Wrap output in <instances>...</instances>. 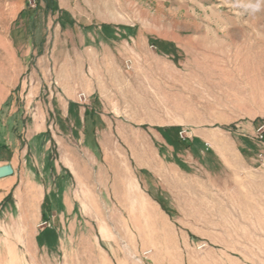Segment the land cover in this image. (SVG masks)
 <instances>
[{"label": "rangeland", "instance_id": "rangeland-1", "mask_svg": "<svg viewBox=\"0 0 264 264\" xmlns=\"http://www.w3.org/2000/svg\"><path fill=\"white\" fill-rule=\"evenodd\" d=\"M231 3L0 0V264H264V12Z\"/></svg>", "mask_w": 264, "mask_h": 264}, {"label": "clouds", "instance_id": "clouds-1", "mask_svg": "<svg viewBox=\"0 0 264 264\" xmlns=\"http://www.w3.org/2000/svg\"><path fill=\"white\" fill-rule=\"evenodd\" d=\"M231 7L241 16H255L264 12V0H232Z\"/></svg>", "mask_w": 264, "mask_h": 264}, {"label": "crops", "instance_id": "crops-1", "mask_svg": "<svg viewBox=\"0 0 264 264\" xmlns=\"http://www.w3.org/2000/svg\"><path fill=\"white\" fill-rule=\"evenodd\" d=\"M0 165H2V164H0ZM107 256H105L103 259H101L102 261H100V262H97L96 260V262H94L93 263V261H94V259H92L91 261L92 262H90V264H120V263H118V261L117 260H115L113 257H112V253H110V252H106L105 253Z\"/></svg>", "mask_w": 264, "mask_h": 264}, {"label": "water", "instance_id": "water-1", "mask_svg": "<svg viewBox=\"0 0 264 264\" xmlns=\"http://www.w3.org/2000/svg\"><path fill=\"white\" fill-rule=\"evenodd\" d=\"M14 174V169L11 165L0 166V178L7 177Z\"/></svg>", "mask_w": 264, "mask_h": 264}, {"label": "built area", "instance_id": "built-area-1", "mask_svg": "<svg viewBox=\"0 0 264 264\" xmlns=\"http://www.w3.org/2000/svg\"><path fill=\"white\" fill-rule=\"evenodd\" d=\"M259 131H261L259 136H260L261 139H263L264 138V134H263L262 128Z\"/></svg>", "mask_w": 264, "mask_h": 264}, {"label": "bare ground", "instance_id": "bare-ground-1", "mask_svg": "<svg viewBox=\"0 0 264 264\" xmlns=\"http://www.w3.org/2000/svg\"><path fill=\"white\" fill-rule=\"evenodd\" d=\"M28 208V207H27ZM36 209V208H35Z\"/></svg>", "mask_w": 264, "mask_h": 264}]
</instances>
